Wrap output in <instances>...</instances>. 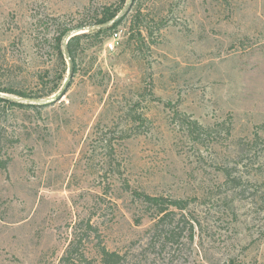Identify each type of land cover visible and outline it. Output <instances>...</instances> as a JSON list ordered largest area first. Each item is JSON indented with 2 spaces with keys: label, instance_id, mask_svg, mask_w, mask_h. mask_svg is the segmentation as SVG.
Instances as JSON below:
<instances>
[{
  "label": "rangeland",
  "instance_id": "rangeland-1",
  "mask_svg": "<svg viewBox=\"0 0 264 264\" xmlns=\"http://www.w3.org/2000/svg\"><path fill=\"white\" fill-rule=\"evenodd\" d=\"M126 4L0 0V87L46 101L57 33L125 16L59 101L0 104V264H58L89 221L120 264H264V0ZM135 190L187 210L155 230Z\"/></svg>",
  "mask_w": 264,
  "mask_h": 264
},
{
  "label": "trees",
  "instance_id": "trees-1",
  "mask_svg": "<svg viewBox=\"0 0 264 264\" xmlns=\"http://www.w3.org/2000/svg\"><path fill=\"white\" fill-rule=\"evenodd\" d=\"M122 4H126V1L128 0H120ZM136 0H134L131 7L134 6ZM119 8H103V11L101 12L100 16L97 17L95 20V23L92 25L87 24H80L79 27H91V26H100L107 22H110L111 20L115 19L119 13ZM137 19L141 17V11L138 12ZM125 16L116 24L105 28V29H99L94 30L89 33H84L78 36H75L72 38L68 44V53L69 57L73 63V72L72 76L77 72L78 69V57L80 55V52L86 51L87 48L79 47L82 46L83 43L94 41L95 43H103L107 42V38L112 36V34L115 32V30L122 24ZM71 28H62L57 33V36L54 38L55 47L57 49V52L61 57H64L63 55V41L65 35L71 31ZM140 36L142 37V32H139ZM85 45V44H83ZM61 85L55 86L48 95L46 96H36L37 98H43V97H49L60 90ZM70 84L68 85V87ZM0 92L7 93L10 95H15L18 97L23 98H31V94H28L26 92L16 91L12 89H3L0 87ZM0 104H4L6 106L12 107V108H20V109H36V106L34 105H26V104H19V103H12L9 101H6L4 99L0 98ZM197 124V122H195ZM198 125V124H197ZM134 195L138 197V200L141 205L143 206V209L147 210L148 216L153 219V228L155 230H158L161 225L165 223L167 218L170 216H173L177 213V211L182 212L187 210V202L184 200H174L170 199L164 196H156L151 195L146 192L141 191H134ZM79 228L76 226L73 228L72 233V240L70 241L68 247L66 248L63 256L60 258L58 264H120L122 261V256L114 251H110L105 244L102 242V237L99 233V230L97 227H95L91 222L89 221L87 223V226L85 229L78 230ZM94 233H97L98 239L100 240L99 244L95 246V255L90 256L89 251L91 244L92 237H94Z\"/></svg>",
  "mask_w": 264,
  "mask_h": 264
},
{
  "label": "water",
  "instance_id": "water-1",
  "mask_svg": "<svg viewBox=\"0 0 264 264\" xmlns=\"http://www.w3.org/2000/svg\"><path fill=\"white\" fill-rule=\"evenodd\" d=\"M134 0H128L126 7H125V12H127L130 7L132 6ZM124 17V14H119L115 19L111 20L110 22H107L103 25L100 26H91V27H78L72 31H69L65 37H64V41H63V54L64 56L68 59L69 61V76H68V80L65 82L64 87L62 88V90L53 98L49 99L48 101L46 100H40V99H32V98H22V97H16V96H12L9 94H5L0 92V98L4 99L6 101L12 102V103H19V104H26V105H34V106H44L47 105L49 103L52 102H56L59 101L66 93L67 89H68V81L69 79L72 77V72H73V63L69 57V53H68V44L70 42V40L72 38H74L75 36L84 34V33H89L91 31L94 30H99V29H105L108 28L114 24H116L117 22H119L122 18Z\"/></svg>",
  "mask_w": 264,
  "mask_h": 264
},
{
  "label": "built area",
  "instance_id": "built-area-1",
  "mask_svg": "<svg viewBox=\"0 0 264 264\" xmlns=\"http://www.w3.org/2000/svg\"><path fill=\"white\" fill-rule=\"evenodd\" d=\"M121 33L120 32H114L111 36V38L106 42V46L108 49L113 50L118 46V44L121 41Z\"/></svg>",
  "mask_w": 264,
  "mask_h": 264
}]
</instances>
